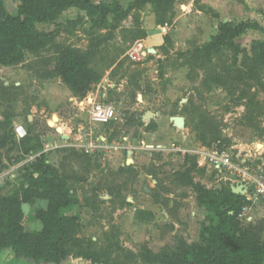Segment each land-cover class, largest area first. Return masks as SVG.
Returning a JSON list of instances; mask_svg holds the SVG:
<instances>
[{"label":"rangeland","instance_id":"374dc122","mask_svg":"<svg viewBox=\"0 0 264 264\" xmlns=\"http://www.w3.org/2000/svg\"><path fill=\"white\" fill-rule=\"evenodd\" d=\"M119 2L128 9L131 0ZM20 4L19 0H4L11 14L17 12ZM179 10L182 13L184 8ZM80 15L85 13L70 9L55 23L38 24L37 31L55 34L53 43L38 57L26 54L24 63L19 66L0 67V122L9 121L13 129L17 124L28 131L32 128L33 133L40 136L43 149L45 141L50 140L54 149L46 153L48 161L68 177V185L79 199V205L67 213L79 216L80 237L93 241L96 249L105 248L109 243L119 244L124 251L116 252L122 259L131 251L139 256L132 264H147L142 258L146 248L162 254L198 243L207 215L206 210L199 207L196 193L176 183L175 173L184 172L189 165H185L182 152L171 151L170 147L192 153L199 144L203 145L194 131L203 114L214 119L222 135L232 139L233 145L264 142V112L256 119L260 129L243 127L240 122L248 113L251 99L238 101L243 87L214 86L210 91L202 87L206 73L213 72L216 65L221 67L231 57L230 50L221 61L216 57L212 64L193 63L181 67L191 58L187 52L196 47L192 39L180 47L174 43L168 54L162 47L133 42L126 29L135 25L134 19L139 15L143 28L149 29L152 11L148 7L131 12L116 30L115 38L102 47L94 62L103 73L102 80L93 84L84 96L73 95L61 78L41 79V72L55 67L54 44L88 49L90 38L85 30L69 25V21L77 20ZM161 28L159 32L164 37L170 34L174 38L177 34L171 26ZM166 28L169 30H164ZM86 29H90V25ZM249 42L250 39H245L242 45L249 48ZM149 49H155L156 53ZM46 59L53 62L48 65ZM4 87H9L7 92ZM234 89L237 91L232 94ZM98 92L106 93L108 101L116 105L118 119L109 126L94 128L84 107L88 97H96ZM29 116L33 118L31 123ZM54 116L59 118L55 126L63 128L69 139L64 140L55 128L48 130ZM174 117L186 119L185 129L172 123ZM80 130L93 131L95 139L107 137L109 147L87 152L84 146L88 138H83ZM65 149H75L80 157H71ZM1 159H5L6 164ZM129 159L135 164L128 166ZM28 160L29 156L21 154L16 147L0 151V169L7 171L0 182L5 188L1 195L10 194L26 183ZM149 170L154 176L149 175ZM194 177L197 183L207 185L210 181L202 169ZM156 187L160 204L152 197ZM88 200L96 202L95 208L87 206ZM46 205L44 201H33L29 205L30 214L25 221L27 232L42 229V223L33 217L37 209ZM140 211L151 212L152 217L139 214ZM0 264L34 263L16 259L12 251H5L0 255ZM64 264L91 263L70 258Z\"/></svg>","mask_w":264,"mask_h":264},{"label":"trees","instance_id":"16d2710c","mask_svg":"<svg viewBox=\"0 0 264 264\" xmlns=\"http://www.w3.org/2000/svg\"><path fill=\"white\" fill-rule=\"evenodd\" d=\"M19 1L21 4L17 12L11 14L6 10L4 0H0V67L19 66L24 63L26 54L38 57L46 46L53 43L55 34L39 32L36 26L55 23L63 13L78 9L85 15L69 21V25L80 26L85 30L90 38L88 49L83 51L72 45L54 44L55 67L45 69L40 73V78H61L73 95L84 96L93 84L102 80L103 73L94 66L102 47L115 38L116 30L131 12H140L151 5L156 24L170 27L175 18V4L179 0H131L128 9L119 0H113L112 3H95L93 0ZM134 20L135 25L126 29L132 41L146 39L148 32L143 28L140 15ZM87 25H90V29H86ZM248 30L264 33V29L256 22H220L212 40L188 51L191 58L181 67L193 63H202V66L212 64L216 57L221 61L226 57V51L230 50L231 57L221 67L216 65L213 72L206 73L202 87L207 91L214 86L243 87L238 101L247 97L251 99L248 113L240 124L260 129L256 119L264 112V103L258 99V95L264 93V41H254L250 53L243 49L236 39ZM173 45L172 38L166 35L162 49L168 54ZM46 62L50 65L53 61L46 59ZM8 88L4 87V91L7 92ZM236 91L234 89L231 93L235 94ZM10 126L7 120L0 122V151L10 146L27 156L42 152L40 136L34 134L32 128L26 138L16 141L15 131ZM47 128L52 130L49 126ZM194 131L205 146L217 145L221 149L233 146L232 139L222 135L218 124L208 114L201 116ZM64 152L71 157H80L75 149H65ZM185 165L189 167L184 172H176L175 181L181 187L191 188L196 193L199 207L207 212L201 239L198 243L162 254H155L146 248L142 254L144 262L264 264V219L243 226L238 214L245 204V197L235 194L229 187L208 189L204 184L195 182L194 175L200 170L195 157L187 156ZM25 170L26 183L22 187L6 195H1L5 188H0V255L12 251L16 259L34 264H64L70 258L84 259L91 264H132L138 259L139 256L131 251H127L122 259L117 254L124 251L119 244L109 243L105 248L96 249L93 241L80 237L79 216L67 213L79 205L77 194L72 193L68 177L48 161L46 153L29 163ZM148 172L154 176L152 171ZM152 197L155 203H161L157 187ZM33 201H44L47 205L34 212L33 218L42 223V229L27 232L25 221L28 216L23 212V205H30ZM95 204V201H87V206L95 208ZM139 214L152 217V213L147 211H140Z\"/></svg>","mask_w":264,"mask_h":264},{"label":"built area","instance_id":"2783aa9c","mask_svg":"<svg viewBox=\"0 0 264 264\" xmlns=\"http://www.w3.org/2000/svg\"><path fill=\"white\" fill-rule=\"evenodd\" d=\"M84 108L88 111L90 126L94 128L109 126L118 119L116 105L108 101L106 93L101 95L98 92L96 97L90 95ZM14 131L18 141L28 136V130L23 125H16ZM80 133L83 138H88L84 146L87 152L109 147L107 137L95 139L93 131L84 133L80 130ZM53 149L50 140H46L42 153L30 155L28 162L32 163L41 154ZM169 150L182 152L185 159L187 156L195 157L198 169L204 170L206 176L210 177L207 185L202 183L208 189L229 187L232 190L234 187H241L243 193L239 195L245 197L246 201L238 214V220L243 226L254 224L260 218L264 219V143L256 141L228 149L199 144V148L192 153L179 147L175 149L174 146ZM3 177L4 174H0V182ZM259 213L261 217H257Z\"/></svg>","mask_w":264,"mask_h":264},{"label":"crops","instance_id":"0c3cea01","mask_svg":"<svg viewBox=\"0 0 264 264\" xmlns=\"http://www.w3.org/2000/svg\"><path fill=\"white\" fill-rule=\"evenodd\" d=\"M147 7L152 11L151 5ZM179 9L182 10V13ZM150 20V27L146 29L148 37L139 41V43L162 47L164 45V36L159 32L162 28L156 24V18L153 12ZM222 21L236 23L251 21L258 23L264 29V0H179L175 4V18L171 26L173 29L175 28L174 31L177 34L174 38L169 35L176 46H184L190 39L196 43V46H202L205 43H209L217 34L219 24ZM167 29L169 30V28L164 30ZM245 39H250L249 48L247 45H242ZM254 41H264V33L256 30H248L244 35L236 39V43L249 53ZM258 99L264 103V93H260ZM32 120L33 118L29 116L30 123ZM235 142L238 141L236 140ZM236 144L238 146H244L238 143ZM1 161L3 164H6L5 159H1ZM133 164H135L134 160ZM5 172L7 171L3 170L0 174H5ZM3 187V185H0V188Z\"/></svg>","mask_w":264,"mask_h":264},{"label":"water","instance_id":"95a60500","mask_svg":"<svg viewBox=\"0 0 264 264\" xmlns=\"http://www.w3.org/2000/svg\"><path fill=\"white\" fill-rule=\"evenodd\" d=\"M149 52H152V53H156V50L155 49H152L150 50ZM30 118H32L30 116ZM57 121H59V118L57 116H54L53 120L50 121L48 123V126L50 128H55L56 129V132L58 134H60L62 136V138L65 140V139H69V137L67 135H65L63 129L61 127H56L55 126V123ZM172 123L177 127V128H180V129H185L186 127V119L184 117H174L172 118ZM131 164H133V160L132 159H129L127 161V165L130 166ZM232 191L235 193V194H242L243 192L241 191V187H234L232 188ZM23 212L26 216H28L30 214V207H29V204H24L23 205Z\"/></svg>","mask_w":264,"mask_h":264}]
</instances>
